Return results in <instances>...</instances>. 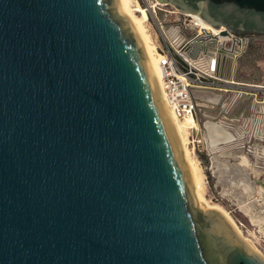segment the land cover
Returning <instances> with one entry per match:
<instances>
[{"label":"water","instance_id":"obj_1","mask_svg":"<svg viewBox=\"0 0 264 264\" xmlns=\"http://www.w3.org/2000/svg\"><path fill=\"white\" fill-rule=\"evenodd\" d=\"M264 35V0H157ZM118 0H0V264H264L198 208Z\"/></svg>","mask_w":264,"mask_h":264},{"label":"rangeland","instance_id":"obj_2","mask_svg":"<svg viewBox=\"0 0 264 264\" xmlns=\"http://www.w3.org/2000/svg\"><path fill=\"white\" fill-rule=\"evenodd\" d=\"M131 4L133 7L139 4L142 8L147 9L148 19L146 25L156 46L162 42V35H160L162 32L168 33L170 30L174 31L175 28L174 23L170 20L172 17L168 19L166 13L168 11L184 12L179 8L177 9L172 3L165 2L164 4L159 3L157 0H132ZM120 13L123 15L121 10ZM136 14L140 16V13ZM206 25L207 28H213L209 24ZM181 31L188 35L189 32H192L191 30H183L182 28ZM251 37H253L251 39L252 43L254 42L252 44L254 46L253 48H257L255 46H259V44L264 45V38L259 39L261 36L259 38H256L258 36L255 35ZM253 52L256 55L260 53L256 50H253ZM260 69L255 67V73L258 74ZM226 81L234 83L232 79H227ZM223 88L225 89L202 91V93L207 92L210 95L218 92L225 93L222 97L223 99L219 102L217 100L221 98L218 95L210 96L203 94L201 96L200 94L198 96L197 120L203 133L206 131L208 145H203L200 147L201 150H197L196 152H194L191 145L189 146L188 144L187 147L190 152V157L200 167L201 179L203 181L201 193L204 200L211 206L218 205L222 207L231 220L234 221L238 231L243 236L242 238L264 256V251L261 250V247L253 242L251 237H249L250 235L247 236L245 232L242 233L238 226L239 222H242L248 227V232L251 235L255 236L256 239L260 238L263 240L264 191L262 195L259 193L260 188L264 187V140L260 142L254 136L252 137V131L254 130L249 127L247 128L248 135L240 140L236 135V131L232 128L228 130L226 124L222 122L225 115L223 113L232 106V95L239 91L250 93L253 90L250 89V86L243 87L235 84H228ZM256 94L253 97H257L258 101L261 102L264 100L262 90L257 91ZM248 100L246 105L249 104ZM225 104H227L226 107H223ZM213 124L222 125L224 127L222 129L226 128L231 135L226 138L222 137L223 140L210 136L209 127H212ZM213 139L216 140L215 143ZM244 158L247 159L251 166L244 164ZM250 194H253L254 197H251ZM196 198L198 208L206 211L200 204L197 193Z\"/></svg>","mask_w":264,"mask_h":264},{"label":"built area","instance_id":"obj_3","mask_svg":"<svg viewBox=\"0 0 264 264\" xmlns=\"http://www.w3.org/2000/svg\"><path fill=\"white\" fill-rule=\"evenodd\" d=\"M156 12V11H154ZM168 19L174 23V31L160 34L162 35V42L156 46V51L159 53L158 66L161 67L162 83L164 99L173 114L179 121H184L191 117L195 119L197 126H191L189 131V145L193 147L194 152L200 151L203 145L206 144L203 130H201L197 120V108L199 106L197 93L200 91H212L225 89L224 86L230 83L215 73V70L210 65V60L205 53L201 61L193 60L188 53V48L195 45H210L216 42L219 49L227 50V48L234 50L230 45L232 39L238 38L242 43L249 41L248 35L238 37L234 34L223 36L221 32L224 30L216 29L215 31L206 29L202 23L205 20L198 14L185 13L181 11H168L166 13ZM183 30H191L189 35L183 36ZM239 86H246L235 84ZM250 86L251 90H264V84ZM249 87V86H248ZM242 233L250 235L255 244L261 247L264 251V238L261 240L248 232V227L242 222L238 224ZM260 251V250H259ZM261 252V251H260Z\"/></svg>","mask_w":264,"mask_h":264},{"label":"crops","instance_id":"obj_4","mask_svg":"<svg viewBox=\"0 0 264 264\" xmlns=\"http://www.w3.org/2000/svg\"><path fill=\"white\" fill-rule=\"evenodd\" d=\"M181 34L183 36L186 35L185 32L182 31ZM251 36L254 35H250L249 38ZM260 36L261 38H259ZM252 38L253 37H251L247 43H242L238 38L232 39L231 43L227 44L226 48L230 45L234 50L229 48H227V50L219 49L218 44L214 42L206 46L195 45L192 48H188L187 51L190 57L197 61H201L205 53L209 55L212 53L211 56H208L209 59H211L210 65L215 70V73L225 80L232 79L235 84H245L246 86H253L252 84L260 85L264 84V45L259 44V46H255L257 48H253L254 46L252 44L254 42L252 43ZM256 38L263 39L264 35H259ZM253 50L260 53L256 55ZM255 67L261 68L258 74L254 71ZM256 92L257 91L253 90L250 93H243L240 91L234 93L231 97L232 106L223 113L225 115L223 121H221L226 124L228 130L229 128L234 129L240 140L248 135V127L254 130L252 131V137L254 136L255 139L260 142L264 140V100L260 102L257 97H253L257 95ZM262 93L264 95V90H262ZM200 94L201 96L203 94L210 95L207 92L202 93V91H200L197 93V98ZM224 94L223 92H218L212 95H218L221 98L217 100V102H219L223 99L222 97ZM247 100L249 102L248 105H246ZM226 105L227 104H225V106L223 105V107H226ZM204 137L207 144L206 131L204 132Z\"/></svg>","mask_w":264,"mask_h":264},{"label":"bare ground","instance_id":"obj_5","mask_svg":"<svg viewBox=\"0 0 264 264\" xmlns=\"http://www.w3.org/2000/svg\"><path fill=\"white\" fill-rule=\"evenodd\" d=\"M131 2H132V0H118L119 11L121 10L123 15L127 18V20H129L135 34L139 37L142 52H144V55H145L146 60L148 62L149 68L151 69V72H152L154 83L156 84V87H157V91H158V95H159V98L157 100L161 101V103L163 104V106L166 110L167 115L169 116L172 131H174V136H175L177 147H179L183 163H185L187 169L189 170L190 178L192 179V186H193L194 195L196 196V193H197L200 204L204 207V209L206 211L218 210L224 216L226 221L229 223V226H231L234 229L236 234L246 244L247 248L249 250H251L253 253H255L258 257H261L264 260V256L261 255L259 252H257V250L250 243H248L247 241H245L242 238L243 236L238 231L234 221L231 220V218L229 217L227 212L222 207H220L218 205L211 206V205H209V203H207L204 200L202 193H201L203 181L201 179L202 174L200 173V167L190 157V152H189V149L187 147V145L189 143L188 128L193 126V125L197 126L198 124L196 123L195 119H193L191 117L187 118L184 121H179L178 118L173 114L172 110L167 105L166 99H164V93H163V83H162V77L163 76H162V72H161V67L158 66L159 53H158V51H156L157 47L153 41L151 34L148 32V28L146 25V22L148 19L147 9L142 8L139 4H137L135 7H133ZM136 13H140V16H138ZM202 24L204 25V27L206 29L213 30V31L216 30V29H213L214 27L211 24L207 23L206 21H204V23H202ZM206 24L211 25L213 28H207ZM222 128H224L222 125L213 124L212 127H209V135L212 137H215L217 139L218 138L222 139V137L226 138L227 136L231 135V133H229L226 130V128L225 129H222ZM213 141L215 143L216 140L213 139ZM263 154H264V151H263ZM243 162L247 166H251L246 158L243 159ZM245 188L248 189V187H246V186H245ZM247 189H245V190H247ZM195 191H196V193H195ZM263 191H264V187H261L259 194L262 195ZM250 195H251V197H254L253 194H250ZM196 200H197V198H196ZM197 204H198V202H197ZM263 219H264V217H263Z\"/></svg>","mask_w":264,"mask_h":264},{"label":"flooded vegetation","instance_id":"obj_6","mask_svg":"<svg viewBox=\"0 0 264 264\" xmlns=\"http://www.w3.org/2000/svg\"><path fill=\"white\" fill-rule=\"evenodd\" d=\"M244 35H254V34H252V33H246V34H244Z\"/></svg>","mask_w":264,"mask_h":264}]
</instances>
